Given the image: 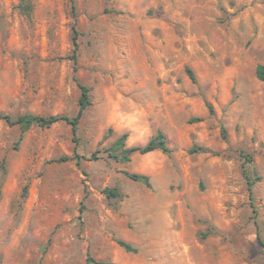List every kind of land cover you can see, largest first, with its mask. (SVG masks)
I'll return each mask as SVG.
<instances>
[{"label": "rangeland", "instance_id": "374dc122", "mask_svg": "<svg viewBox=\"0 0 264 264\" xmlns=\"http://www.w3.org/2000/svg\"><path fill=\"white\" fill-rule=\"evenodd\" d=\"M20 2L0 0V113L74 117L77 82L91 105L76 142L0 122V264H264V0ZM158 131L169 155L106 152Z\"/></svg>", "mask_w": 264, "mask_h": 264}, {"label": "trees", "instance_id": "16d2710c", "mask_svg": "<svg viewBox=\"0 0 264 264\" xmlns=\"http://www.w3.org/2000/svg\"><path fill=\"white\" fill-rule=\"evenodd\" d=\"M24 3H25V0H21L18 7L20 11L26 17L29 18L31 8L28 4H24ZM77 36H78V32L75 26H73V47L74 48H73V56H72L73 58L72 59H73L74 65H76V62H77L76 56H75V53L78 47L77 42H76ZM187 74L190 80L195 82L193 73L190 70H187ZM255 74H256V78L259 81L264 82V66L263 65H258L256 67ZM77 85L79 88L78 110L74 117H68L65 115L43 117V116H38V115H33V114H24L17 118H12L9 115L0 113V122H5L9 126L19 127L20 132H21L19 140L22 139L24 133L27 132L33 126L46 129V128H50L56 123L64 122L70 125L73 142H76V134H77V129H78L80 119L82 118L84 112L91 105L89 88L80 84L79 82H77ZM126 139H127V135L123 134L121 137L117 139V141L113 144L111 148L106 150L110 158L126 163L130 161L132 155L134 154L146 155V154H149L155 151H159L164 155H169L171 152L167 144V138L164 135V133L161 131H158L154 136H152L144 146L128 148L125 146ZM196 151L197 149L194 147L190 150L191 153L196 152ZM93 157L95 156L93 155ZM69 160H72V158L61 157L55 161L56 162H66ZM125 175L132 181L139 182V183L144 184L147 187H150L149 178L146 175L129 174V173H125ZM245 178L247 181V189H248L249 195H251L254 182L249 178V176L246 173H245ZM25 191H26V188H25ZM104 193L108 199H114V198L120 197V193L116 189H105ZM258 241H259L260 246L264 248V243L262 242L260 237H258ZM118 245L127 252H132V253L136 252L135 248H133L131 245L125 242L118 241ZM89 263H95V262L91 258H87L86 264H89Z\"/></svg>", "mask_w": 264, "mask_h": 264}]
</instances>
